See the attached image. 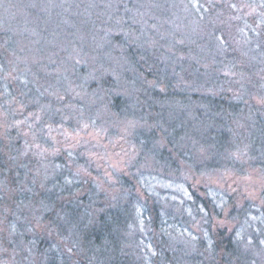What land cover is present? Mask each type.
<instances>
[{
	"label": "rangeland",
	"instance_id": "rangeland-1",
	"mask_svg": "<svg viewBox=\"0 0 264 264\" xmlns=\"http://www.w3.org/2000/svg\"><path fill=\"white\" fill-rule=\"evenodd\" d=\"M24 1L20 0L21 7H23ZM129 1L53 0L51 7L48 8L49 12L54 11L53 14L46 11L45 3L48 0H35L30 3L28 8L32 9L37 3L38 18H43L44 21L49 18L55 27L54 29L52 27V43L32 40L28 43L34 45L37 50L47 46L50 54L46 56L38 51L43 63L42 72H40L41 67L32 68L33 65L30 63L36 57L30 55L32 48H25V46L20 51H27L29 54L27 60L30 63H20L18 61L21 58H18L13 66L7 67L5 73L0 67V109L3 108L2 101L8 107L14 105L16 101L18 102V96L22 94L20 89L26 87L38 89L37 85L41 86L44 80H51L48 87L50 93L46 89L45 95L42 92L39 95L40 100H44L45 96L47 99L41 108L36 110L37 113L27 114L26 106L10 107L12 108L10 117L2 116L0 111V135L7 139L6 141H11L12 138L14 141L28 143L29 147L25 145L19 153L25 157V162L22 164L23 169L20 168L25 171L24 174H27V169L29 172L33 171L30 167L33 169L37 160L44 164L46 160L53 162V159H56L57 162L53 163L58 164L53 165L57 169H62L65 165L71 175L75 173L86 178L89 175L100 173L106 176L116 173L125 174L127 165L135 157V154L138 156L142 154L140 153L142 150L140 142L148 141L145 137L142 139L141 132L156 131L158 136L156 138L160 139L149 141L150 145L144 146L148 156L133 173L135 178L132 189L137 192L136 196L132 195L134 217L138 219L141 228L137 243L142 248L144 264H169L167 262L171 254L170 249L173 246H181L177 239L183 243L184 248L181 252L185 253V258L193 252L185 247L186 241H189V244H194L201 239L205 245L211 242L210 236L215 233L209 234L206 225H191L192 220L185 221L189 216L190 206L199 197L204 202L211 200L218 206L210 216L214 220L213 227L221 228L220 232L226 233L219 239H224L222 240L224 242L228 236H232L238 240L234 244L236 254H238L235 255L236 261L241 258L240 264H264V217L262 215L264 179L258 175L257 171H251L244 176L235 175V173L222 176L215 175L213 172L199 175L188 172L191 167L185 164V156L193 151L192 147H196L192 143L190 132H187L190 129L189 123H196L197 120L193 121L194 116L199 117L197 110L191 111L190 105L185 106V95L196 93L200 96V99L196 98L199 103H204L205 97L214 95L213 90H202L203 86L199 85L189 86L188 90H185V86L188 85L185 78V45L189 46L191 34L196 28L195 25H190L191 17L193 21H200L207 13L216 10L210 11L208 8L202 7L201 2L204 6L205 3L209 5L223 4V11L227 13L238 14L240 12L241 14L233 18L236 23L239 20L243 22L250 17L252 21L249 24L242 23L241 27L246 40L244 46L249 48L251 45L252 52H255L259 48L258 45L264 43V29L259 30L260 26L264 25V16L261 19L255 17V5L259 0H237L241 3L239 7L235 5L234 0H140V4H133L137 0H131L130 5ZM29 16L26 12L23 13L22 20L24 21ZM230 29L229 27V31ZM151 31L153 34L150 33ZM253 32L258 35L255 39L250 36ZM218 38L221 45L225 46L222 36L219 35ZM215 47L208 49L211 57L218 50V48L215 50ZM248 48L245 51H250ZM131 59L135 60L136 64H133ZM45 64H48L49 67H46ZM79 65L87 66L88 73L79 75V67H82ZM135 65H138L139 70L134 67ZM218 72L219 70L216 68V73ZM47 73H51V78L45 76ZM124 75L139 76L140 78L135 80L140 79L145 81V84L142 88L135 86V89L128 92L127 89L130 90L131 86L127 85L126 87L121 82L125 78ZM142 75L143 77H141ZM165 75L171 80L167 82ZM249 78L251 77L248 73L240 72L236 79L241 87L237 86L236 89H233L240 93L235 92L232 95L234 100H243L245 106H250L251 97L262 98L261 95L253 96L251 94L250 87L253 81L249 82ZM83 80L86 81L85 83L108 81L118 89L113 87L108 92L112 95H109L108 103L100 105L97 110L99 112H94L92 117L88 116L82 120L81 124H78L76 119L65 113L66 110H76L77 103L75 101L90 108L95 105L99 97V95L92 94L94 91L85 92L86 88L83 87L88 85L76 89L82 88L81 92H78L80 95L68 89L67 85L72 88L75 83L83 82ZM159 83H168L170 86L169 92L164 94L163 106L160 111L154 109L158 100L153 97L155 90L165 93L164 87ZM8 86L13 87L11 89L12 93H15L13 97L7 90ZM234 86V84L229 85L230 88ZM217 91L219 90L216 89L215 92ZM259 92L262 93L263 90L260 89ZM64 94H73L76 97L66 98ZM21 98L26 100L23 95ZM49 100L58 101L51 105ZM121 101H124L125 104L124 110H121L120 113L116 109V103L120 104ZM253 105H255L254 102ZM255 108L258 111H263L262 107ZM55 113H59L62 119L65 118L57 121L52 116ZM203 114L206 116V112ZM11 116L13 119L16 118L13 122ZM207 116H209V112H207ZM164 120L167 121L163 123ZM59 121L60 123H58ZM9 123H14L11 127L14 134L11 138H8L10 132L4 133L9 131ZM170 123H174L175 129H178L179 123H182L183 128L180 127L178 130H183V133L177 137H175L177 134L172 135ZM249 123L256 122L251 117ZM241 124L234 123L231 126L236 130L237 125ZM181 136L185 138L182 140ZM147 137L153 139L151 134H147ZM177 140L183 143H178L179 146H176ZM11 142L8 145L10 153L7 157L16 159L18 155ZM27 152L30 153V156ZM80 154L88 157V164L93 167L94 173L89 170L85 171L78 165ZM162 155L167 156V159L171 156L173 163L169 164V167L161 166L164 162L160 158ZM2 157L5 155L0 151V159ZM175 163L179 165L178 169L174 167ZM143 167L148 168L149 172L146 174L143 171L138 172ZM156 168L160 172H162V168H170V173L167 174L157 171L158 174L166 175L168 180L153 175L151 171ZM94 179L100 181L98 178ZM142 188L143 191L147 190L148 194H144ZM149 194L159 199L158 207L164 211L159 218L161 222L159 233L154 229L144 227L143 219L147 215L145 202ZM148 202L151 206L152 200ZM228 202H237V207L227 204ZM219 206L223 208L222 213ZM199 210L204 211L202 206H199ZM241 210H244L242 211L244 212L243 216ZM233 211L236 212L235 215ZM5 222H0V230L1 227L6 229ZM17 222H22V219H17ZM6 230L0 232V259L6 251L3 248L4 245L5 249L9 247L5 241L7 240ZM23 232L25 235L32 236V233L27 229ZM182 239H185V242ZM167 242L169 243L166 245ZM177 248L172 250V254L178 252ZM205 254L207 253L203 252V255ZM219 254L220 252L215 255L217 264L220 260ZM181 259L182 256L175 257V264H178V260L181 261ZM187 259L189 260V258ZM232 261L233 264H238L234 259ZM128 264L131 262L128 261ZM222 264L227 263L222 262Z\"/></svg>",
	"mask_w": 264,
	"mask_h": 264
},
{
	"label": "trees",
	"instance_id": "trees-1",
	"mask_svg": "<svg viewBox=\"0 0 264 264\" xmlns=\"http://www.w3.org/2000/svg\"><path fill=\"white\" fill-rule=\"evenodd\" d=\"M32 1L35 0H25L23 7H21L20 0H0V67H2L4 73L7 71V67L13 66L18 58H21L18 61L20 63H30L27 60V56H29L27 51H20L24 46L25 48H32L30 55L36 58L30 64L33 65V69L41 67L40 72H42L43 63L38 51L46 56L50 54L47 46L45 48L40 47L37 50L34 45L28 43L30 40L52 43V27L53 29L55 27L49 18L44 21L43 18L37 17V3H35L33 9L28 8ZM52 2L53 0H48L45 3L46 11L50 14L54 13V11H48ZM234 2L237 7L241 6V3L237 0H234ZM257 2L255 17L261 19L264 16V0ZM137 3L140 4V0L135 1L133 4ZM130 4L131 0L129 1ZM205 4L204 6L202 2L200 3L202 7L208 8L210 11L216 10L207 13L200 21L196 19V21H193L191 17L190 25H195L196 28L191 34L189 46L185 45V78L188 82L185 90H188L189 86L199 85L203 86L202 90H213L214 95L205 97L204 100L206 101L204 103L196 101V98L200 99V96L196 93H189V97L185 95V106L190 105L191 111L197 110L199 112V117L194 116L193 121L197 120L196 123H189L190 129L187 132H190L189 135L193 140L191 142L196 147H192L193 151L185 156V164L191 167L188 172L198 173L199 175L213 172L215 175L222 176L233 173L244 176L251 171H257L258 175L264 179V117H261L264 115V43L259 44V48L254 49L255 52H252L253 47L251 45H249V48L244 46L246 40L241 27L242 23L249 24L252 19L249 17L243 22L239 20L236 23L233 18L241 14L240 12L238 14H234V12L227 13L223 11V4ZM25 12L30 16L23 21V13ZM229 27L231 28L230 31ZM263 29L264 25H261L259 30ZM150 33L153 34V31ZM219 35L222 36L225 46L221 45ZM250 36L255 39L258 35L253 32ZM216 45L217 47H215ZM211 47H215V50L218 48L216 54L212 57L208 51ZM246 48L250 51H245ZM132 63L136 64V61L133 60ZM45 65L49 67L48 64ZM79 66H82L79 67V75L88 73L87 66ZM134 67L139 70L138 65ZM216 68L219 70L218 73H216ZM240 72L250 75L249 82L253 81L250 87L251 94L262 96V98L258 96L259 99L251 97L250 106H245L243 100L232 99V95L238 92L233 89H236L237 86L241 87L236 79ZM50 74L47 73L45 76L51 78ZM128 76L124 75L125 78L121 81L126 87L127 85L131 86L130 90L127 89L128 92L135 89V86L138 88L144 86L145 81L135 80L140 78L139 76ZM173 76L175 78V72ZM167 77L165 75L168 82L171 78ZM50 82L51 80H44L42 85L47 86L37 85L39 88L35 90L32 87L20 89L21 96L23 95L27 101L18 96V102L16 101L14 105L9 107L2 101L3 108L0 109L2 116L10 117V110L13 107L19 108L20 106H26L27 114L30 112L37 113L36 110L41 108L47 99L45 96L44 100H40L39 95L41 92L45 95L46 89L50 93L48 88ZM85 82L84 80L83 82L79 81L72 88L66 84L70 91L77 92L78 95H80L78 92H81L82 88L80 90L76 89L83 85H88L83 87L86 88L85 92L94 91L92 94L99 95L95 105L90 108L84 106L83 103H79V101H75L77 109L66 110L65 113L76 119L78 124H81L86 117H92L91 115L94 112H99L97 111L98 107L106 104L110 99L109 95L112 96L108 92L115 87L114 84L112 85L108 81ZM159 84L164 87L165 93H159L158 90L153 92V97L158 100L154 109L158 111L163 106L164 94L169 92L170 89L168 83ZM232 84L235 86L230 88L229 85ZM12 88L7 87L11 97L15 94L12 93ZM115 88L118 89V87ZM216 89L219 91L215 92ZM260 89L263 90L262 93L259 92ZM158 94L159 96H157ZM64 97L75 98L76 96L64 94ZM49 101L52 105L53 102L58 100ZM253 102L255 105L252 106ZM124 104V101H121L120 104L116 103V109L120 113L121 110H124ZM73 105L75 104L73 103ZM60 107H63V105H60ZM255 107H262L263 111H258ZM203 112H206V116ZM207 112H209V116H207ZM23 115L25 114L23 113ZM35 115L37 116V114ZM52 116L57 121L62 119L59 113ZM251 117L256 123H249ZM11 118L12 122L16 119H13L12 116ZM96 121L98 120L96 119ZM166 121L164 120L163 123ZM234 123L242 124L237 125V129L234 130L231 126ZM13 124L9 123V131L4 132H10L8 138H11L14 134L11 129ZM170 125L172 135L177 134L175 137L183 133V130H178L182 127V123H179L177 130L174 128V123H170ZM147 134H151L153 139L152 137L148 139ZM141 136H143L142 139L145 137L148 141L140 142L142 144L140 153L142 154H139V156L135 154V157L128 163L125 174L116 173L112 176H106L100 173L85 178L80 174L74 173L71 175L65 165L62 169H57L53 165L58 164L53 163L57 162L56 159H53V162L46 160L44 164L37 160V164L33 165L34 159L32 165L37 169L34 170L30 167L33 171L29 172L27 169V174H24L25 171L20 168L23 169L22 164L25 162V157L19 153L25 145L29 147L28 143L26 141H14L12 138V142L6 141L7 139L0 135V151L5 155L0 159V222L7 221L5 222L7 230L1 227L0 232L6 230L5 235L8 242L5 241L9 246L5 249L4 245L3 248L6 251L0 259V264H128V261L131 264H144L143 254L141 253L142 248L137 243L141 228L138 219L134 217L132 195L136 196L137 192L132 189L135 178L133 173L140 163H144L143 160L148 156L144 146L150 145L149 141H156L160 138H156L158 137L156 131L141 132ZM180 138L183 140L185 137L181 136ZM10 142L18 155L16 159L7 157L10 153L8 149ZM178 143L182 144L183 142L177 140L176 146H179ZM194 151L195 153H193ZM28 156H30V153H28ZM79 156L78 165L85 171L89 170V172L94 173L93 167L88 164V157L83 154ZM160 158L164 161L161 166L169 167V164L173 163L171 156L167 159V156L162 155ZM174 167L178 169L179 165L175 163ZM161 170L162 172L156 168L151 172L157 178L166 179V175L158 174L157 171L167 174L170 173V168H162ZM142 171L144 174L149 172L148 168L145 169V167L138 172ZM94 178H98L100 181H96ZM143 190L142 188L144 194H148L147 190ZM150 200H152L151 206L148 202ZM158 203L159 199L149 194L145 202L147 215L144 217L143 222L144 227L154 229L159 233V230H161L159 218L164 211L159 209ZM227 204L237 207L236 204L238 203L228 202ZM199 206L203 207V212L199 210ZM217 207L211 200L204 202L200 200V197L196 199V202L190 206L189 216L185 221L192 220L191 225L204 224L207 226L206 229L209 234H215L210 236L211 242L206 245L201 239L196 243L193 242L194 244H189L190 242L186 241L185 247L193 251L187 257L189 260L185 258V253L181 252L184 248L182 241L177 239L181 246H177L179 248L173 246L170 249L171 254L167 263L175 264V257L182 256L181 261L178 260V264H217L218 261H216L215 255L220 252L219 264H222V262L233 264L232 259L235 260V263L240 264L242 259L236 261L235 255L238 254H236L234 247L238 240L228 236V239L222 242L224 239H219V237L225 236L226 233H221V228L215 229L213 227L214 220L210 215L216 211ZM219 210L222 213L223 208L219 206ZM263 210L264 208H262L264 217ZM242 211L244 210H241L243 216L244 212ZM233 214L235 215L236 212L233 211ZM17 219H22V222H17ZM26 229L32 233V236L24 234L23 231ZM182 240L185 242V239ZM188 246L194 248L191 249ZM176 248L178 252L172 254V250ZM203 252L207 254L203 255Z\"/></svg>",
	"mask_w": 264,
	"mask_h": 264
}]
</instances>
